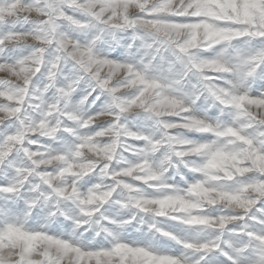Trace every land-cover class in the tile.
<instances>
[{"label":"snow or ice","instance_id":"6c2138e0","mask_svg":"<svg viewBox=\"0 0 264 264\" xmlns=\"http://www.w3.org/2000/svg\"><path fill=\"white\" fill-rule=\"evenodd\" d=\"M0 264H264V0H0Z\"/></svg>","mask_w":264,"mask_h":264}]
</instances>
